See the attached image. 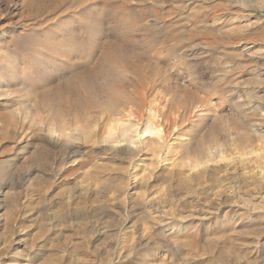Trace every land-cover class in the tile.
Returning <instances> with one entry per match:
<instances>
[{
	"label": "rangeland",
	"instance_id": "obj_1",
	"mask_svg": "<svg viewBox=\"0 0 264 264\" xmlns=\"http://www.w3.org/2000/svg\"><path fill=\"white\" fill-rule=\"evenodd\" d=\"M46 1L0 0V264H233L264 241V0ZM104 49L145 94L140 118L129 103L123 134L44 124L40 91ZM208 129L197 163L191 133Z\"/></svg>",
	"mask_w": 264,
	"mask_h": 264
},
{
	"label": "bare ground",
	"instance_id": "obj_2",
	"mask_svg": "<svg viewBox=\"0 0 264 264\" xmlns=\"http://www.w3.org/2000/svg\"><path fill=\"white\" fill-rule=\"evenodd\" d=\"M48 1V0H47ZM46 1V2H47ZM36 2V1H35ZM34 2V4H35ZM42 2V0H41ZM44 2V1H43ZM35 6V5H33ZM41 6V5H39ZM48 6V5H47ZM29 7V6H28ZM46 7V5H45ZM38 8V7H37ZM47 8V7H46ZM32 9V8H31ZM45 10V9H44ZM48 10V9H47ZM54 11V10H52ZM215 20V19H214ZM243 48L245 49V46H243ZM52 49V48H51ZM98 49V48H97ZM121 49H123L121 47ZM54 50V49H53ZM134 50V49H133ZM138 50V49H137ZM136 50V51H137ZM55 51V50H54ZM102 52H100V56L98 57V59L96 60V66L93 68V69H90V68H87V70H84V71H74L71 75H69L68 77L66 78H58V82H56L57 84L55 86H51V87H47V89H44V90H41L40 91V96L42 98V103L44 104V115H43V123L44 124H48V123H51L52 126H54L55 128H61V127H65V126H70L71 124L73 123H76V122H79L81 123V125H87L89 121H94L95 125H97V128L99 130H101L100 128L103 126H105V129L107 131V124H108V131L106 133H108V135H110V133H112L113 130H118L120 131V134H123L125 133L127 130L126 127H129V125H124L120 120L119 122L116 120V122H111L113 121L114 116H119V114H121L122 112H124V108L125 106H127L126 104H132L134 107L133 111L135 112V114L139 115V112L142 111L139 107V103L137 101V92H136V83H137V80L136 78H128L125 77L123 74L120 75V73H118V68H117V62L120 63V59H119V54H121V50L120 49H104V50H101ZM127 51V50H126ZM78 52V51H77ZM135 52V51H134ZM139 52V51H138ZM141 53V52H139ZM48 55V54H47ZM128 55V54H126ZM125 55V56H126ZM49 56V55H48ZM143 56V55H142ZM123 57V56H122ZM134 58V57H133ZM133 58H131V60H133ZM127 59H130V58H127ZM126 57H125V61H127ZM81 61V60H80ZM141 61V60H140ZM123 62V60L121 61ZM128 63H130L131 61H127ZM137 62V61H136ZM124 63V62H123ZM121 63V64H123ZM124 66H126L125 64H123ZM128 66V65H127ZM130 67V66H129ZM132 67V66H131ZM140 67V66H139ZM143 68V66L141 67ZM140 68V69H141ZM145 68V67H144ZM131 69H135L134 68V65ZM138 68H136L137 70ZM142 70V69H141ZM133 71V70H132ZM134 72V71H133ZM145 72V71H144ZM260 71H258L259 73ZM122 73V72H121ZM136 73V72H134ZM143 73V72H142ZM264 73V72H263ZM141 74V73H140ZM138 74V75H140ZM261 74V73H260ZM258 75V74H257ZM146 76V75H145ZM135 77V76H134ZM137 77V75H136ZM139 78V77H138ZM142 78V77H141ZM147 78V77H146ZM145 78V80H146ZM35 79V78H34ZM150 79V78H147V80ZM144 80V79H143ZM142 80V81H143ZM152 81V80H151ZM154 81V80H153ZM256 81V80H255ZM149 82V80L147 81ZM151 83V82H149ZM138 84V83H137ZM140 84V83H139ZM143 84V83H142ZM146 83H144L145 85ZM35 85V84H34ZM141 85V84H140ZM140 87V86H139ZM142 87V86H141ZM140 87V88H141ZM146 87V86H145ZM149 87V86H148ZM45 88V87H44ZM139 88V89H140ZM196 88V87H195ZM144 88H142L143 90ZM197 89H198V85H197ZM138 90V89H137ZM140 90H138L139 92ZM144 91V90H143ZM147 91V90H146ZM140 93V92H139ZM190 93V96L192 98H196L195 96V92L194 90L189 92ZM143 94L142 95H139L140 97L142 96L143 98ZM145 95V94H144ZM138 96V97H139ZM139 97V98H140ZM184 97L185 96V93L182 95V93L180 92H177L175 91L173 94H172V100H171V104L170 106H173V104L175 103H180L181 101L184 100ZM198 101H202L199 98H196ZM187 100V99H186ZM204 100V99H203ZM144 102V101H143ZM185 104V103H184ZM183 104V105H184ZM138 107H137V106ZM144 106V104H142ZM148 105V104H147ZM254 107V106H253ZM255 109V108H254ZM129 114V113H128ZM133 114V113H132ZM91 116L92 117V120H89L87 117L88 116ZM162 115V114H161ZM167 115V114H166ZM87 116V117H86ZM135 116V115H134ZM90 118V117H89ZM130 118V117H128ZM140 117H138L137 119H139ZM136 119V120H137ZM217 119V118H216ZM92 121V122H93ZM167 121V120H166ZM171 121V120H170ZM215 121V120H214ZM94 125V123H92ZM121 122V123H120ZM138 122V121H137ZM218 119H217V122H212V123H215L213 125L215 126H218ZM135 123V122H134ZM212 123H210L209 127H213ZM132 125V124H131ZM147 125V124H146ZM117 126V127H116ZM133 127V126H132ZM148 127V126H147ZM206 127V126H205ZM208 127V128H209ZM262 125L258 126L257 128L258 129H262V131L264 132V129L261 128ZM82 128V127H81ZM85 129V128H84ZM205 129V128H204ZM99 130H96L95 128L91 129V132L92 134H96L97 131ZM144 131L147 130L146 126L145 128L143 129ZM167 130V129H166ZM208 133H206L204 135L205 132H203V136H202V133L200 134L202 137H199V138H196L197 137V133L196 132H192L191 133V141L194 140V143H195V147H194V156H195V159L197 158L198 160H196L197 163H200V159L204 156H207L208 158H213L214 156L211 154L210 156L212 157H209L208 155L210 153H206L205 150L207 149V146H206V149H205V145L207 143H211V142H214L213 140L215 139L214 138V134L212 135V132H210L211 130L208 129ZM101 132V131H99ZM98 132V133H99ZM114 132V131H113ZM129 132V131H128ZM147 132V131H146ZM97 133V134H98ZM103 133V132H102ZM198 134V135H199ZM99 135V134H98ZM45 136V135H44ZM56 136V135H55ZM96 135H94L95 137ZM216 136V134H215ZM55 139V138H53ZM67 139V138H66ZM56 140V139H55ZM54 140V141H55ZM65 140V139H64ZM69 140V139H68ZM73 140V139H72ZM71 140V141H72ZM95 140V139H94ZM216 140V139H215ZM75 141V140H73ZM73 143V142H72ZM71 143V144H72ZM55 144V143H54ZM70 143H68V141H65V142H62L60 145L62 146V149L61 152L63 153L64 155V159H70L69 157H72V155L74 153H78L80 148L79 146H70L69 145ZM79 144V143H78ZM153 144V143H152ZM188 144V143H187ZM186 144V145H187ZM191 144V143H190ZM213 144V143H212ZM76 145V143H75ZM82 145V144H81ZM154 145V144H153ZM152 145V147H153ZM185 145V144H184ZM208 145V144H207ZM58 147V145H55ZM156 147V145H154ZM211 146V145H210ZM209 146V148H210ZM51 147V146H50ZM100 147V146H99ZM105 147V146H104ZM159 147V145H157L156 149ZM186 147V146H184ZM204 147V148H203ZM42 148V147H41ZM64 148V149H63ZM102 148V147H101ZM160 148V147H159ZM45 149V148H44ZM55 149V147H54ZM126 149V148H125ZM135 149V148H134ZM151 149V147H150ZM187 152H189L190 150V147L187 146ZM205 149V150H204ZM82 150V149H81ZM107 149H105L104 151H106ZM132 150V149H131ZM130 150V151H131ZM44 153V159L46 160V158L48 157V153L46 150H43ZM42 151V152H43ZM55 151H59L58 149L55 150ZM54 151V152H55ZM103 152V150H101ZM99 151V152H101ZM128 151V150H127ZM129 151V152H130ZM135 151H139L138 149L135 150ZM193 151V150H192ZM60 152V151H59ZM101 152V153H102ZM121 152V151H119ZM186 152V151H185ZM209 152V151H208ZM214 152V151H213ZM104 153V152H103ZM122 153V152H121ZM137 152H134V154H136ZM192 153V152H191ZM38 154V153H37ZM36 154V155H37ZM56 154V152H55ZM60 154V153H59ZM99 154V153H98ZM110 154V153H109ZM120 154V153H119ZM127 154V153H126ZM133 154V153H132ZM215 154V153H213ZM35 155V156H36ZM57 155V154H56ZM193 155V154H192ZM216 155V154H215ZM51 156V155H50ZM60 156V155H59ZM57 156V157H59ZM113 156V155H112ZM135 156V155H133ZM191 156V155H190ZM193 156V158H194ZM37 157V156H36ZM61 157V156H60ZM140 157V156H139ZM38 158V157H37ZM132 158V157H131ZM137 158V157H136ZM192 158V160H193ZM48 159V158H47ZM52 159V158H51ZM57 159V158H56ZM59 159V158H58ZM63 159V160H64ZM194 159V160H195ZM259 159V158H258ZM257 159V160H258ZM41 160V159H40ZM193 160V162H194ZM215 160V159H214ZM200 161V162H198ZM208 161V159H207ZM256 161V159H255ZM260 162L261 159H259ZM264 161V160H263ZM67 162V161H65ZM192 162V161H191ZM196 162H194V164H197ZM204 162V161H203ZM257 162V161H256ZM259 163V162H258ZM52 164V163H51ZM203 164V163H202ZM262 164V163H261ZM257 165H260V164H257ZM40 166V165H39ZM200 166V165H199ZM204 167V166H203ZM263 167V166H262ZM192 169V168H191ZM194 169H195V166H194ZM203 169V168H201ZM200 170V169H199ZM198 170V171H199ZM205 170V168H204ZM203 170V171H204ZM262 170V168H261ZM260 170V171H261ZM197 171V172H198ZM207 171V170H205ZM204 171V172H205ZM259 171V172H260ZM178 172V171H177ZM213 172V170H212ZM199 173V172H198ZM202 173V172H201ZM206 173V172H205ZM178 174V173H177ZM195 174V173H193ZM260 174V173H259ZM97 175V174H96ZM95 175V176H96ZM179 176H181L179 174ZM178 176V179L179 178ZM196 176V175H194ZM202 176L204 177V173L202 174ZM210 176V175H209ZM99 177V176H98ZM177 177V175H176ZM183 176H181L182 178ZM197 177V176H196ZM196 177H194L193 179H195ZM188 178V177H186ZM191 178V177H190ZM209 178V177H207ZM214 178V177H213ZM97 179V178H96ZM111 179V178H110ZM173 179V178H172ZM183 179V178H182ZM180 179L181 181L184 180V182H182L183 184V187H185V185L187 186V184H185L187 181H185V179ZM192 179V178H191ZM190 179V180H191ZM197 179V178H196ZM203 179V178H202ZM205 179V178H204ZM211 179V178H210ZM216 179V178H215ZM214 179V180H215ZM113 180H116L113 178ZM174 180V179H173ZM208 180V179H207ZM213 179L209 180L210 182L212 181ZM213 180V181H214ZM218 179H216L217 181ZM195 181L197 180H194V183H196ZM215 181V182H216ZM112 182V181H111ZM176 182V181H175ZM192 181H188V184L190 183L191 184ZM114 183V182H113ZM179 183V182H178ZM193 183V185H194ZM199 183V182H198ZM104 184V183H103ZM116 184V183H115ZM117 184H119L117 182ZM189 184L190 187H192L191 185ZM200 184V183H199ZM213 185L215 183H212ZM113 186V184H112ZM175 186V185H174ZM178 187V185H176ZM121 187V186H120ZM123 187V186H122ZM181 187V186H179ZM189 187V189H190ZM186 188V187H185ZM188 188V187H187ZM105 189V188H104ZM115 189V188H114ZM121 189V188H120ZM183 190V189H182ZM188 190V189H186ZM189 192V191H188ZM100 194V193H99ZM263 198V197H262ZM84 199V198H83ZM177 199V198H175ZM191 202V200H190ZM264 202V201H263ZM182 203V202H181ZM154 204V203H153ZM185 204V203H183ZM156 205V204H155ZM157 206V205H156ZM156 206L153 205V207L155 208ZM263 207V206H262ZM261 207V209H262ZM158 209V207H157ZM243 209V208H242ZM241 209V210H242ZM102 210V209H101ZM135 210V209H134ZM240 210V211H241ZM264 210V209H263ZM105 212V211H104ZM244 212V211H243ZM257 212V211H256ZM240 213V212H239ZM245 213V212H244ZM89 214V213H88ZM64 215V214H63ZM238 215V214H237ZM236 215V217H234L233 219L236 220V218L238 217ZM248 215V214H247ZM62 216V214H61ZM103 216V215H102ZM105 217V216H104ZM168 217V216H167ZM166 217V218H167ZM199 217V216H198ZM41 218V217H40ZM62 218V217H61ZM164 218V217H163ZM178 218V217H177ZM253 218V217H252ZM251 218V219H252ZM255 218V216H254ZM198 219V218H197ZM250 219V220H251ZM155 220V219H154ZM158 220V219H157ZM182 220V219H181ZM253 220V219H252ZM152 221V220H151ZM160 221V220H159ZM171 222L172 220H163L161 225H159L161 228L160 230L162 231V229L166 230L168 229L171 225ZM173 223V222H172ZM153 224V223H152ZM156 230V229H155ZM191 237V236H190ZM189 240V238H188ZM198 241V240H197ZM253 241V240H252ZM191 245V244H190ZM242 245V244H241ZM264 245V241H258V240H255L254 239V242H248V243H243L242 246H244L243 250H241L240 248L238 247H233L230 249V255L232 257V260H233V264H264V251H261L259 248L260 246H263ZM228 251V250H227ZM221 253H223L221 251ZM223 255V254H222ZM220 256V255H219ZM243 259V260H242Z\"/></svg>",
	"mask_w": 264,
	"mask_h": 264
}]
</instances>
